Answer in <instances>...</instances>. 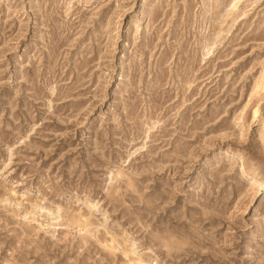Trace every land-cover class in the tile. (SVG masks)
I'll return each mask as SVG.
<instances>
[{"label":"rangeland","instance_id":"rangeland-1","mask_svg":"<svg viewBox=\"0 0 264 264\" xmlns=\"http://www.w3.org/2000/svg\"><path fill=\"white\" fill-rule=\"evenodd\" d=\"M0 264H264V0H0Z\"/></svg>","mask_w":264,"mask_h":264}]
</instances>
